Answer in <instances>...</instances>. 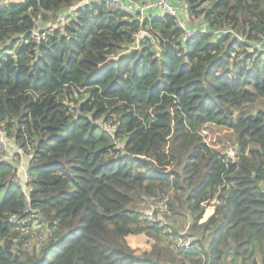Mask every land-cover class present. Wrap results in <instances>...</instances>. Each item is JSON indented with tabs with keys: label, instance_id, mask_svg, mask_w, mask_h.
Segmentation results:
<instances>
[{
	"label": "trees",
	"instance_id": "16d2710c",
	"mask_svg": "<svg viewBox=\"0 0 264 264\" xmlns=\"http://www.w3.org/2000/svg\"><path fill=\"white\" fill-rule=\"evenodd\" d=\"M185 2L206 32L98 0L0 4V129L34 146L26 184L0 160V264H264V0ZM36 222L50 235L24 248Z\"/></svg>",
	"mask_w": 264,
	"mask_h": 264
},
{
	"label": "built area",
	"instance_id": "2783aa9c",
	"mask_svg": "<svg viewBox=\"0 0 264 264\" xmlns=\"http://www.w3.org/2000/svg\"><path fill=\"white\" fill-rule=\"evenodd\" d=\"M8 0H0V4ZM104 1L106 6L110 10H115L119 12H124L129 14L132 18L139 21L140 23H144L147 18L152 17L153 15H171L177 19V24L184 30L185 38H190L197 31L206 32L207 28L200 23L198 29L189 27L183 18V12L189 11L188 5L185 0H98ZM84 2V1H83ZM88 0H85V3ZM82 4V3H81ZM79 4V5H81ZM202 26V27H201ZM149 34V28H141L135 34L134 38L136 40H140L145 35ZM34 39L41 40L45 36L40 32H35L32 36ZM260 45V44H259ZM109 130L113 131L114 127L109 125ZM34 153V146L31 144L20 146L17 144L16 140L13 138H9L6 132L0 129V160L6 161H15L20 159L21 163L19 165V169L17 170L16 181L20 184H26L29 179V172L23 166V162L25 158H32ZM153 206L157 208H164V205L159 200L153 201ZM152 206V207H153ZM148 219L153 220L154 217L161 215L158 212H149ZM159 214V215H158ZM42 225H39L38 222L31 225L30 229L35 231V236L37 241L40 243L46 239L47 236L50 235L49 231L42 228ZM25 230H29L26 228ZM22 229L21 236L25 231ZM179 245H183V247H189L188 241H180ZM29 241H24L23 238V247H29Z\"/></svg>",
	"mask_w": 264,
	"mask_h": 264
},
{
	"label": "rangeland",
	"instance_id": "374dc122",
	"mask_svg": "<svg viewBox=\"0 0 264 264\" xmlns=\"http://www.w3.org/2000/svg\"><path fill=\"white\" fill-rule=\"evenodd\" d=\"M18 1V0H17ZM83 3V2H82ZM63 13L60 15V22H58L57 18L51 19L49 21H40L39 20V27L43 28L47 27H56L59 26V24H63L65 18L61 17ZM62 18V20H61ZM183 18L185 20V23L189 26H192L196 28L201 23L200 20L195 19L196 17L191 14L188 11L183 12ZM260 105V104H259ZM202 133L205 136L206 141L213 147L222 150L224 152H227L230 156H235V148H236V135L235 133L227 128H224L222 126H218L213 123L205 124L202 128ZM13 139V138H12ZM147 209V208H146ZM145 209V210H146ZM157 209L153 206L151 209L147 211L155 213ZM164 212V211H163ZM161 212V213H163ZM159 215V214H158ZM166 215L165 213L162 214V216ZM170 224L172 225L173 229H183L185 230L184 224L178 223L175 224L173 221H170ZM31 228V226H30ZM25 230L22 234V237L24 238V241H29V245L33 244H39V242L36 239L34 227L33 229ZM21 236V234H20ZM21 237V238H22ZM127 240L129 244L136 250L138 254L143 253L144 251L151 250L153 239L149 238L145 234H132L127 237Z\"/></svg>",
	"mask_w": 264,
	"mask_h": 264
}]
</instances>
